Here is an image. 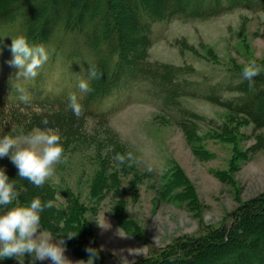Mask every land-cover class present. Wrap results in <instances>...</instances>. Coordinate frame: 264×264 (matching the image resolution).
Here are the masks:
<instances>
[{
	"label": "rangeland",
	"instance_id": "1",
	"mask_svg": "<svg viewBox=\"0 0 264 264\" xmlns=\"http://www.w3.org/2000/svg\"><path fill=\"white\" fill-rule=\"evenodd\" d=\"M0 26L4 73L12 67L10 46L18 36V23ZM3 28L15 34L8 36ZM153 36L148 62L194 68L192 73L183 71L182 80L193 82L188 90L198 94L205 83L228 82L230 72L243 69L251 59L264 69V11L233 10L205 21L173 19L154 25ZM64 63L60 60L50 72L70 76L66 63L61 69ZM69 87L76 84L72 81ZM130 93L106 122L87 118L52 128L62 136L64 160L46 181L58 193V211L41 214L42 231L56 237L73 234L71 230L91 235L92 247L103 246L93 264H154L177 242L226 228L237 214H245L244 208L253 217L259 214L258 204L264 200V127L256 128L244 116L199 97H184V106L200 114L185 129L154 94ZM128 152L134 154L133 162L119 165L114 160L116 153ZM11 206H0V213ZM64 216L70 227L51 229ZM77 222L86 227H77ZM74 240H67L66 256L91 264L86 248L78 251ZM33 259L5 258L0 264H32Z\"/></svg>",
	"mask_w": 264,
	"mask_h": 264
},
{
	"label": "trees",
	"instance_id": "2",
	"mask_svg": "<svg viewBox=\"0 0 264 264\" xmlns=\"http://www.w3.org/2000/svg\"><path fill=\"white\" fill-rule=\"evenodd\" d=\"M241 9L264 11V0H0V25L18 23V36L25 35L30 44H43L49 51L48 61L34 79L17 77L13 67L5 69V74L0 73V137L16 135L21 128L27 134L35 128H59L87 118L106 122L132 91L154 94L162 109L172 113L173 120L185 129L200 114L184 106L181 102L184 97H199L244 116L256 128L264 127V70L255 78L252 89L243 78V69H239L230 72L228 82L211 86L205 83L206 89L200 88L198 94L196 90H188L193 82L182 80L183 71L192 73L194 68L148 62V50L156 42L153 26L157 23L166 24L173 19L205 21ZM11 31L4 32L8 36L15 34ZM60 60L71 70L66 78L50 72ZM91 65L103 75L89 81L91 92L81 93L79 82L88 79ZM72 81L76 84L74 88L69 87ZM17 87L30 94V103L19 100ZM72 93L84 96L80 101L83 106L80 117L68 107ZM45 118L47 125L41 123ZM0 167L16 181L21 203L28 204L39 197L52 202V207L45 209L50 210V215L57 214L58 193L51 182L36 187L21 179L10 157L0 158ZM258 207L259 214L254 217L244 208L245 214L239 218L237 214L226 228L209 236L177 242L154 264H264V200ZM70 223L65 217L51 229L65 230ZM239 224L242 227L236 229ZM77 227L86 225L77 222ZM71 232L78 251L92 246L91 235H83L79 230ZM169 257L177 258L170 261Z\"/></svg>",
	"mask_w": 264,
	"mask_h": 264
},
{
	"label": "clouds",
	"instance_id": "3",
	"mask_svg": "<svg viewBox=\"0 0 264 264\" xmlns=\"http://www.w3.org/2000/svg\"><path fill=\"white\" fill-rule=\"evenodd\" d=\"M10 50L13 53L9 65L18 69L17 77L34 79L49 59V51L43 44H30L25 35L12 40ZM261 65L251 59L244 66L242 75L248 81L250 89L255 86V78L262 72ZM102 72L95 65L87 70V80L79 82L81 93L91 92L89 81L101 78ZM19 100L30 103V94L22 87H17ZM84 96L72 93L69 96L68 107L73 114L80 117L83 106L80 101ZM48 124L45 118L41 122ZM10 157L11 162L18 169V177L27 180L36 187H43L45 182L54 175L57 165L64 160V146L58 129L35 128L27 134L21 128L16 135L0 137V158ZM114 160L119 165H125L135 160L134 154L116 153ZM16 181L10 179L5 168L0 167V206H9L0 213V260L21 256L34 257L32 264L37 261H50L51 264H79L66 256L67 240L75 235L65 234L60 237L51 232L42 231L41 214L52 207V202H44L39 197L33 198L28 204L14 203L20 193L16 189ZM100 249L88 246L85 251L91 264L99 258ZM177 257H169L175 261Z\"/></svg>",
	"mask_w": 264,
	"mask_h": 264
}]
</instances>
